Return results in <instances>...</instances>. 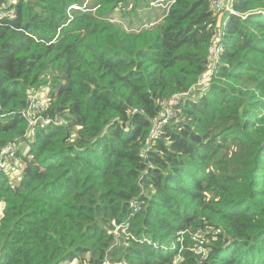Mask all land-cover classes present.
Here are the masks:
<instances>
[{
  "label": "trees",
  "instance_id": "16d2710c",
  "mask_svg": "<svg viewBox=\"0 0 264 264\" xmlns=\"http://www.w3.org/2000/svg\"><path fill=\"white\" fill-rule=\"evenodd\" d=\"M95 1L0 19V150L21 162L0 168V264H264V0L233 1L211 69L212 0Z\"/></svg>",
  "mask_w": 264,
  "mask_h": 264
},
{
  "label": "built area",
  "instance_id": "2783aa9c",
  "mask_svg": "<svg viewBox=\"0 0 264 264\" xmlns=\"http://www.w3.org/2000/svg\"><path fill=\"white\" fill-rule=\"evenodd\" d=\"M18 0H11L9 3L7 4H0V19L5 17V16H13L16 10L15 7V3ZM226 0H212V6H214L215 8L218 7L217 9L219 11H221V7H222V2H224ZM230 3L234 0H229ZM74 8H84L87 6V4H74L72 5ZM233 10H231L232 12ZM218 12V11H217ZM219 16H220V12H218ZM226 19L220 21V27L218 25L219 31L217 30V37L221 34H223L224 32V25H225ZM218 38L215 37V42L213 43V45L211 46V53H210V57L209 59L211 60V63L209 64L210 69L215 65V63L218 60V56H217V52L220 50L218 48ZM209 72H205L204 74H202L199 83L196 84L195 86V90L205 87L206 85H208L209 80L211 79L209 76ZM192 95H196V94H192V91H186V92H178L176 94H174L173 96L170 97L169 102L171 103H178L179 101H183L184 99H187L189 97H192ZM38 98H33V102L31 103V105L29 106V108L27 110L24 111V114L27 116L28 119H30V124H34L38 121H43L45 122L46 119H43L40 116V111L43 110L45 108H41V104L38 103ZM175 114V111L171 108V107H166L165 110L163 111L162 115L160 116L159 119H155V129L153 132L152 137L155 136V134L159 131L161 125L164 122H168L170 117L172 115ZM49 120V119H48ZM50 121V120H49ZM150 147V144L148 145ZM14 158L17 159V163L16 165H18V158L16 157V143H8L6 144L4 147L1 148L0 150V168L2 167H9L12 168L13 171L11 173L15 172V168L13 167L14 164L9 165L10 160L12 161ZM120 227V226H119ZM196 252H202L204 251V248L202 246H197L195 248Z\"/></svg>",
  "mask_w": 264,
  "mask_h": 264
},
{
  "label": "rangeland",
  "instance_id": "374dc122",
  "mask_svg": "<svg viewBox=\"0 0 264 264\" xmlns=\"http://www.w3.org/2000/svg\"><path fill=\"white\" fill-rule=\"evenodd\" d=\"M83 2V4H87V6H94L97 2L95 1V0H82ZM83 4H82V6H83ZM161 9H163L162 7H160ZM145 11H147V9H145ZM161 13V12H160ZM115 18L117 19V20H120V21H124L125 23H127L128 24V20H129V18H123L122 17V14L121 13H116V15H115ZM144 25H146V24H144ZM219 27H220V22H219ZM218 31H219V28H218ZM32 93H33V96H32V98H38V103H40L41 104V108H44V106L46 107L47 106V104L49 103V100H50V98H49V96H48V94H49V91H48V88H46V87H42V88H40V89H36V90H33L32 91ZM176 113V112H175ZM155 120V119H154ZM45 122H49V120L48 119H46V121ZM29 123H30V119H29ZM31 131H32V129H31ZM23 153H26L27 151H28V146L26 145V143H20L19 144V147H18ZM19 163H21L20 162V157H18V164ZM15 175H13V176H11L12 178L14 177ZM16 181H14L13 183H15ZM3 213H4V204L2 203V202H0V219H1V217L3 216ZM98 219V218H97ZM99 225V224H98ZM115 225H116V228H115V230L114 231H110V230H108V229H106V228H104V227H102V228H104L105 230H107V231H109V232H115V233H117L118 232V229H119V225H117V222L115 221ZM100 226V225H99ZM62 264H81L80 262H79V260H77V259H75V260H72V261H66V262H63Z\"/></svg>",
  "mask_w": 264,
  "mask_h": 264
},
{
  "label": "crops",
  "instance_id": "0c3cea01",
  "mask_svg": "<svg viewBox=\"0 0 264 264\" xmlns=\"http://www.w3.org/2000/svg\"><path fill=\"white\" fill-rule=\"evenodd\" d=\"M231 10H232V2L230 3L229 0L224 1L223 5L221 7L220 16H219L218 21H222L224 19L227 20ZM217 38L219 40L221 38V34Z\"/></svg>",
  "mask_w": 264,
  "mask_h": 264
},
{
  "label": "clouds",
  "instance_id": "9594fccd",
  "mask_svg": "<svg viewBox=\"0 0 264 264\" xmlns=\"http://www.w3.org/2000/svg\"><path fill=\"white\" fill-rule=\"evenodd\" d=\"M233 12V11H232ZM231 11H230V13H232ZM219 22L220 21H218V24H217V27H218V25H219ZM225 24H226V22H225ZM224 28H225V25H224ZM216 38H217V36H216ZM220 40V39H219Z\"/></svg>",
  "mask_w": 264,
  "mask_h": 264
},
{
  "label": "water",
  "instance_id": "95a60500",
  "mask_svg": "<svg viewBox=\"0 0 264 264\" xmlns=\"http://www.w3.org/2000/svg\"><path fill=\"white\" fill-rule=\"evenodd\" d=\"M116 221V220H115ZM112 233H115V232H112Z\"/></svg>",
  "mask_w": 264,
  "mask_h": 264
}]
</instances>
